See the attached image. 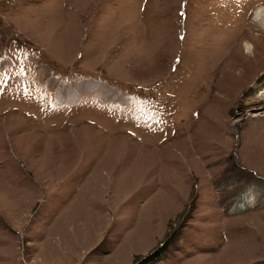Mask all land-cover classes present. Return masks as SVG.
I'll list each match as a JSON object with an SVG mask.
<instances>
[{"label": "rangeland", "instance_id": "374dc122", "mask_svg": "<svg viewBox=\"0 0 264 264\" xmlns=\"http://www.w3.org/2000/svg\"><path fill=\"white\" fill-rule=\"evenodd\" d=\"M259 8L0 0V264H264Z\"/></svg>", "mask_w": 264, "mask_h": 264}, {"label": "bare ground", "instance_id": "6f19581e", "mask_svg": "<svg viewBox=\"0 0 264 264\" xmlns=\"http://www.w3.org/2000/svg\"><path fill=\"white\" fill-rule=\"evenodd\" d=\"M262 19H264V17H262ZM257 23V25H259V30H258V34H257V47H255V44L253 43V42H249V41H247V40H245V42H243V47H244V49H245V47H246V45H248V44H250V45H252V52H251V55L254 57V56H256V53H257V51H258V49H259V47H260V43H258L259 41H263L264 40V28H262V27H260V24H259V22H256ZM240 33L242 34H240L241 36H243L244 37V34L240 31ZM240 37V36H239ZM243 37H241V39L243 38ZM235 39V38H234ZM241 39H239V40H237V43H238V41H240ZM254 41H255V39H254ZM231 43V42H230ZM229 44V43H228ZM259 45V46H258ZM233 46H235L234 44H233ZM238 46V45H237ZM230 48V47H229ZM236 48V46L235 47H233V50Z\"/></svg>", "mask_w": 264, "mask_h": 264}, {"label": "trees", "instance_id": "16d2710c", "mask_svg": "<svg viewBox=\"0 0 264 264\" xmlns=\"http://www.w3.org/2000/svg\"><path fill=\"white\" fill-rule=\"evenodd\" d=\"M172 240H173L172 238L165 240L162 243V245L158 246L153 252L149 253L144 258H142L141 262L147 263V262L153 261L156 258L160 257V255L166 250L167 246L172 242Z\"/></svg>", "mask_w": 264, "mask_h": 264}, {"label": "clouds", "instance_id": "9594fccd", "mask_svg": "<svg viewBox=\"0 0 264 264\" xmlns=\"http://www.w3.org/2000/svg\"><path fill=\"white\" fill-rule=\"evenodd\" d=\"M262 17H264V8H259L256 10L255 15L253 16V20L255 22H259L260 27L264 28V19H262ZM245 51L247 53L251 54L252 45H250V44L246 45Z\"/></svg>", "mask_w": 264, "mask_h": 264}]
</instances>
